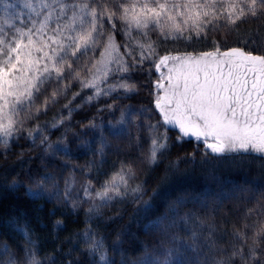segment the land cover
Instances as JSON below:
<instances>
[{
	"label": "snow or ice",
	"instance_id": "6c2138e0",
	"mask_svg": "<svg viewBox=\"0 0 264 264\" xmlns=\"http://www.w3.org/2000/svg\"><path fill=\"white\" fill-rule=\"evenodd\" d=\"M0 12V146L7 150L27 139L40 148L41 159L49 158L48 167L61 169L59 178L47 169L8 177L5 191L23 187L33 202L62 204L73 214L83 209L86 219L74 247L87 264H264V54L246 50L258 45L255 50L264 51V38L258 44L260 34L250 31L240 41L244 46L221 51L214 41L212 51L181 54H161L157 42L236 31L238 22L264 19V0H0ZM153 70L159 73L153 84L155 123L144 118L150 109L118 103L139 94L133 78L138 72ZM73 84L79 91L68 99ZM61 98L66 111L39 123ZM86 105L96 115L72 131V112ZM50 129L61 135L50 139ZM170 129L177 143L199 142V155L185 159L199 163L212 181L222 183L223 172L251 169L257 160L261 181L222 187L211 197L188 191L165 196L136 183L129 162L105 173L99 187L87 176L109 153L130 145L139 150L138 159L158 165L172 147ZM72 145L87 147L92 159L73 165ZM171 171L157 188L169 183ZM149 191L158 203L145 199ZM129 201L138 205L145 234L153 237L134 250L135 259L93 226L104 209ZM53 226L63 230V221ZM0 228L8 230L0 231V264H56L43 252L27 215L0 221Z\"/></svg>",
	"mask_w": 264,
	"mask_h": 264
},
{
	"label": "trees",
	"instance_id": "16d2710c",
	"mask_svg": "<svg viewBox=\"0 0 264 264\" xmlns=\"http://www.w3.org/2000/svg\"><path fill=\"white\" fill-rule=\"evenodd\" d=\"M2 13V12H0ZM119 27V25H118ZM236 31L230 29H222L217 32H209L207 37L199 39L193 38L190 42L183 40L172 42H160L158 51L165 54L170 51L173 54L190 52L212 51L214 48V41L218 42L221 51L227 47L244 46L240 43L242 39L249 38V32H256L260 35L256 37L259 40L264 38V19L262 20H249L248 22H238ZM153 40H157V34H151ZM117 41L122 42V37L117 36ZM258 45L251 46L246 50H253L254 54H264V51H256ZM149 65L146 64L145 68ZM159 73L154 70L151 74L147 71L138 72L133 78L139 86V94L134 96L131 100H121L118 103L130 104L137 110L150 109L151 111L145 112L144 118H152L155 123L159 118L153 106L154 89L153 84L157 79ZM79 91L77 86L73 84L69 93L68 99H71V93ZM88 90H85L87 92ZM84 92H81V96ZM103 99V98H102ZM80 101V97L73 100L72 103L76 104ZM67 100L61 98L59 103L52 106L47 114H41L39 123L43 124L45 121H50L54 116L66 111L63 105ZM95 103L101 104V101ZM96 115V109L91 105H86L83 108L76 109L71 114L70 123L73 126L72 131H80L78 125L86 123V117ZM107 118V114H105ZM29 121V126L31 125ZM165 127H169L165 125ZM50 139L56 140L61 132L57 129H50ZM83 135V132H81ZM147 134L145 133V136ZM169 143L172 145L169 153L160 161L158 165H150L145 161L138 159L140 152L134 146L127 147L120 153H109L107 162L99 168H94L92 172L87 173V176L92 179L93 185L99 187L105 179V173H111L114 168L118 167L120 162H129L136 169L138 179L136 183L143 182L146 189H156L158 193H163L165 196L172 195L173 193L179 195L183 191L195 192L202 196H215L219 195L222 187L229 186L235 188L237 185H243L245 180H252L259 183L262 179L260 174V161L257 160L255 167L245 171H233L222 173V183L212 181L206 175L205 170L199 163L188 162L185 157L188 153L197 152L199 155L198 143L194 138H185L183 141L176 142V131L169 130L167 133ZM91 135L87 140L91 142ZM69 140H71V132H69ZM202 147V144L200 145ZM144 151H147L145 145ZM72 164L83 166L92 159L88 148H77L72 145ZM59 163V162H57ZM49 158L44 157L41 159L40 148L33 147L32 143L27 139H20L16 143H11L9 148L5 150L0 146V221H9L16 217H23L27 215L28 220L31 222L32 229L37 237L43 252L51 257H55L56 264H87L84 256L75 249L74 245L77 242V234L83 229L85 222V212L83 209H78L75 214L67 209L62 204L50 203L46 200H40L38 203L29 199L23 187L15 191H5L3 188L4 182L8 177L19 179L21 173H27L29 169H39L41 171L47 169L54 172L59 178L60 171L57 166L48 167ZM172 168L168 172L170 181L168 184L157 188L160 184V179L165 175L166 170ZM77 177L81 180L84 179L80 172L77 171ZM151 198L154 203H158V196H153L149 191L145 199ZM229 206H226L222 212L228 211ZM87 205H84V209ZM138 205L132 204L130 201L127 203H114L108 208L103 210V216L100 219L94 220V227L96 231L105 235L110 241H117L122 245L123 252L133 259L134 250L142 246H147L153 240L151 235H146L144 227L146 218L143 215L137 214ZM42 209V210H41ZM57 219L63 221V230L56 229L53 222ZM0 231H8L6 228H0ZM11 235L12 233L9 232ZM71 239V243H69Z\"/></svg>",
	"mask_w": 264,
	"mask_h": 264
},
{
	"label": "rangeland",
	"instance_id": "374dc122",
	"mask_svg": "<svg viewBox=\"0 0 264 264\" xmlns=\"http://www.w3.org/2000/svg\"><path fill=\"white\" fill-rule=\"evenodd\" d=\"M8 2L16 3V2H18V0H8ZM2 17H3V13H0V18H2ZM188 52H190V51H188ZM193 53H198V52H193ZM178 54H181V53H178ZM164 71L166 72L167 70L165 69Z\"/></svg>",
	"mask_w": 264,
	"mask_h": 264
}]
</instances>
